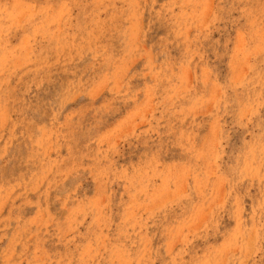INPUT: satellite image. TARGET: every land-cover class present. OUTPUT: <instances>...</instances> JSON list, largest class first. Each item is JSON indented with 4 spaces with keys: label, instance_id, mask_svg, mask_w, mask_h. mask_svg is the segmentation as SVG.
Wrapping results in <instances>:
<instances>
[{
    "label": "rangeland",
    "instance_id": "rangeland-1",
    "mask_svg": "<svg viewBox=\"0 0 264 264\" xmlns=\"http://www.w3.org/2000/svg\"><path fill=\"white\" fill-rule=\"evenodd\" d=\"M0 264H264V0H0Z\"/></svg>",
    "mask_w": 264,
    "mask_h": 264
}]
</instances>
